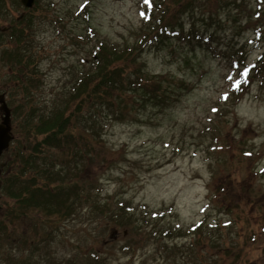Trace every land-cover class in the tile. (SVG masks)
<instances>
[{"label": "rangeland", "instance_id": "374dc122", "mask_svg": "<svg viewBox=\"0 0 264 264\" xmlns=\"http://www.w3.org/2000/svg\"><path fill=\"white\" fill-rule=\"evenodd\" d=\"M160 1L154 0L155 6ZM169 1L159 10L173 11ZM0 2L4 6L0 29L21 15L26 18L19 23L22 43L15 47L13 40L0 38V54L10 51L34 61L24 71L36 73L38 81L27 104L15 90L20 67L6 64L0 56V92L11 111L22 102L25 111L28 105L43 111L65 97L88 65L97 40L122 46L137 39L146 0H37L29 11L20 8L19 0ZM195 5L181 24L186 30L194 25L195 36H202V41L209 36V42L191 38L189 43L172 42L138 55L147 74L169 75L167 87L177 91L171 106L162 111L134 110L121 120L106 122L102 143L121 156L108 170L95 169L93 154L87 164L90 180L99 177V198H107L103 202L110 209L116 210L121 200L131 207L129 218L117 217L126 222L127 241L122 228L112 235L110 229L104 230L108 216L89 214L93 204L88 202L64 217L28 209L22 219L7 225L9 237L0 236V264H10L9 259L21 264H86L94 260L91 252L107 264H264L262 245L248 235L253 230L256 240L264 238V71L232 99L228 93L232 79L223 62L231 41L245 45L249 65L264 53V33L255 26L264 20L258 16L264 0H200ZM29 19L32 24L26 26ZM178 80L185 81L189 92L178 91ZM20 119L11 112L13 128ZM18 145L15 140L12 151L19 152ZM245 150L253 155L249 165L241 161L249 154ZM42 151L46 154L40 157L57 154ZM5 161L3 155L0 164ZM14 166L10 163L7 169L14 171ZM219 184H226L224 194L210 203ZM0 192L4 196L1 186ZM201 220L200 234L193 225ZM137 228L150 234L144 239ZM126 242L130 250L124 253L121 246Z\"/></svg>", "mask_w": 264, "mask_h": 264}, {"label": "trees", "instance_id": "16d2710c", "mask_svg": "<svg viewBox=\"0 0 264 264\" xmlns=\"http://www.w3.org/2000/svg\"><path fill=\"white\" fill-rule=\"evenodd\" d=\"M164 1H160L157 6L154 0L143 4L141 15L144 25L140 27L137 39L131 44L126 43L119 46L97 40V44L93 47L96 49L92 50L93 56L87 62L88 65H85V70L80 71L82 73L75 78L74 84L55 107L42 111L36 106L28 105L25 111L23 108L27 105L22 102L13 108L12 113L15 117L21 118L14 132L22 138H15L20 150L17 152V157H15L16 152H12L11 155L14 156L9 161V163H14V171L3 175L1 190L4 196H7L5 198L12 201H6L4 197L2 199L0 236L9 237L7 228L9 222L11 224V221L22 219L28 209L38 210L47 216L58 213L64 217L71 215L80 204L88 202L93 204L90 205L89 214L92 215L95 212L98 215L108 216L103 229H110L111 233L113 230L117 231L122 228L126 231L124 240L127 241L130 232L125 227L126 222L120 218L128 217L131 214V207L121 200L118 202L119 205H116V210L110 209L107 202H103L107 198H99L101 195L98 188L99 177L96 176L92 181L90 180L87 164L93 154L96 159L95 169L108 170L117 163L114 158L121 156L120 151L108 150L102 143L101 131L106 122L114 123L130 116V112L134 110L162 111L170 107L171 101L175 100L174 96L177 91L172 92L167 87L171 80L169 75L151 76L147 74L144 67L138 64V55L146 49L155 50L172 42L189 43L191 38L200 44L203 42L202 36H195L194 25L191 24L186 30L181 24L183 16L189 9L195 8V4L200 0H170L169 2L175 7L171 12L168 8L159 10L160 7H164L165 3L162 4ZM1 2L0 10H3L4 6L1 7ZM258 12L259 18L263 19L264 11L259 9ZM208 21H212V18L209 17ZM25 25L29 26V21ZM255 26L264 33V20ZM256 34H258L257 31ZM8 37L13 40L15 47L21 43L24 39V32L19 27V23L12 28ZM204 42H209V39H204ZM227 47L223 62L232 76L228 93L230 98L238 99L244 89L264 71V53L253 65L249 66L244 62V44L231 41ZM1 57L6 64L20 67L19 76L14 77L15 90H20L23 99H27L31 91L36 89L38 81L35 80L34 73L27 74L24 68L33 64L34 61H25V57L19 53L14 56V53L10 51L2 53ZM131 66L134 68L130 70ZM245 68L249 69L247 82L239 75ZM236 81H240L239 89L235 87ZM178 82V91L189 92L184 80H178ZM31 99L32 97L25 100L26 103L30 104ZM112 100L115 101L112 102ZM22 110L25 112L24 116ZM217 110L214 111L215 116ZM93 112L95 113L92 117ZM98 115H102L103 118L99 119ZM28 139L30 142L24 144L23 142ZM43 149L54 150L57 152L56 157L53 158V155L40 157L43 153L46 154L42 151ZM246 152L249 154L243 155L241 161L249 165L253 161V155L252 152ZM57 160L59 163L56 164ZM41 161L44 164L40 163ZM29 171L33 173L26 176ZM225 185H217L216 193L209 198L210 203L214 198L218 199L224 194ZM92 196H95V199ZM248 202L250 201L247 200ZM233 208L231 207L230 210ZM116 213H120L121 216H116ZM203 227L204 222L201 220L194 226V230L200 231L201 234ZM261 227L264 236L263 223ZM137 230L138 233L145 235L144 239L150 234L148 230L141 231L138 228ZM248 235H250L249 240L254 244L262 245L260 247H263L264 252V238L259 237V240H256L253 230ZM121 250L126 253L125 251L130 250V244L126 242L121 246ZM91 256L94 260L86 264H107L99 254L91 252L89 257ZM236 256L239 258V255ZM17 261L9 259L10 264H17ZM244 262L249 264L248 261Z\"/></svg>", "mask_w": 264, "mask_h": 264}, {"label": "water", "instance_id": "95a60500", "mask_svg": "<svg viewBox=\"0 0 264 264\" xmlns=\"http://www.w3.org/2000/svg\"><path fill=\"white\" fill-rule=\"evenodd\" d=\"M21 4L25 8H31L34 4V0H21ZM0 109L3 112V117L0 122V155L9 146L12 140L11 126H10V112L6 107L3 99H0Z\"/></svg>", "mask_w": 264, "mask_h": 264}, {"label": "snow or ice", "instance_id": "6c2138e0", "mask_svg": "<svg viewBox=\"0 0 264 264\" xmlns=\"http://www.w3.org/2000/svg\"><path fill=\"white\" fill-rule=\"evenodd\" d=\"M147 2H148V0H146V3ZM239 75H241L242 77H244V81L247 82V78H248V75H249V69H247V68L243 69V71H241L239 73ZM229 79H232V77H229ZM235 87H236V89H239V87H240V81H236Z\"/></svg>", "mask_w": 264, "mask_h": 264}, {"label": "flooded vegetation", "instance_id": "af4514ba", "mask_svg": "<svg viewBox=\"0 0 264 264\" xmlns=\"http://www.w3.org/2000/svg\"><path fill=\"white\" fill-rule=\"evenodd\" d=\"M56 216H59L58 214L56 215ZM2 217V208H1V204H0V218ZM60 218V217H59ZM59 218H58V220H59ZM11 222H13V221H11ZM9 224H10V222H9ZM8 224V225H9ZM35 225H37L38 223H34ZM34 224H32V226L31 227H33V225ZM56 225L58 226V223H56ZM52 226V225H51ZM59 228V227H58ZM54 229V228H53ZM21 264V263H20Z\"/></svg>", "mask_w": 264, "mask_h": 264}]
</instances>
